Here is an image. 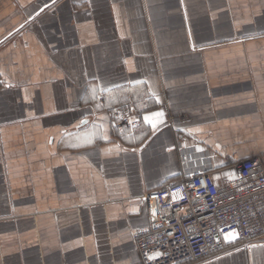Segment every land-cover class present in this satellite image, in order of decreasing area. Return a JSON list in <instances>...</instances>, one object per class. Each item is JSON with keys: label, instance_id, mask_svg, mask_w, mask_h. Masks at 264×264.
Segmentation results:
<instances>
[{"label": "crops", "instance_id": "0c3cea01", "mask_svg": "<svg viewBox=\"0 0 264 264\" xmlns=\"http://www.w3.org/2000/svg\"><path fill=\"white\" fill-rule=\"evenodd\" d=\"M257 158L264 0H0V264H142L147 193ZM230 248L202 264H264Z\"/></svg>", "mask_w": 264, "mask_h": 264}, {"label": "built area", "instance_id": "2783aa9c", "mask_svg": "<svg viewBox=\"0 0 264 264\" xmlns=\"http://www.w3.org/2000/svg\"><path fill=\"white\" fill-rule=\"evenodd\" d=\"M109 113L119 134L145 120L131 105ZM218 168L211 162L207 170L143 197L150 225L133 236L142 264H202L227 253L234 242L247 243L264 234L261 159L235 165L236 175L225 183L214 174Z\"/></svg>", "mask_w": 264, "mask_h": 264}, {"label": "trees", "instance_id": "16d2710c", "mask_svg": "<svg viewBox=\"0 0 264 264\" xmlns=\"http://www.w3.org/2000/svg\"><path fill=\"white\" fill-rule=\"evenodd\" d=\"M105 101V100H104ZM122 107H124V106H122ZM112 110V109H111Z\"/></svg>", "mask_w": 264, "mask_h": 264}]
</instances>
